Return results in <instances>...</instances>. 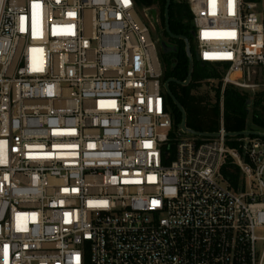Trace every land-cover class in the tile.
<instances>
[{
  "label": "built area",
  "instance_id": "built-area-1",
  "mask_svg": "<svg viewBox=\"0 0 264 264\" xmlns=\"http://www.w3.org/2000/svg\"><path fill=\"white\" fill-rule=\"evenodd\" d=\"M186 1L200 62L264 92V0ZM159 27L135 0H0V264H264V139L222 107L170 160Z\"/></svg>",
  "mask_w": 264,
  "mask_h": 264
},
{
  "label": "trees",
  "instance_id": "trees-1",
  "mask_svg": "<svg viewBox=\"0 0 264 264\" xmlns=\"http://www.w3.org/2000/svg\"><path fill=\"white\" fill-rule=\"evenodd\" d=\"M167 0H135L136 6L140 12L144 10H154L159 16L160 27L158 32L169 37L165 31V6ZM170 30L174 35L185 36L189 39L190 46L192 44L191 32L194 27L192 25V14L187 1L175 3L172 0L170 7ZM170 38V37H169ZM171 39V38H170ZM173 41V39H171ZM177 44V52L173 55L162 54L163 66V82L169 79H176L185 82L189 71V58L186 52V44L184 41L175 40ZM191 52L194 58L192 46ZM222 67L223 71L225 67ZM223 73L216 72L208 63L200 62L199 65L194 58V72L192 81L188 86H182L176 83L170 84L173 95L183 106L187 114L188 128L198 131L214 133L218 131L220 126V104H210L206 95L195 94L194 91L200 87L204 80L221 79ZM221 86V84H220ZM217 90V99L220 98V89ZM169 111L173 117V130L170 133L171 141L168 144V151L175 157L176 152V133L182 122V114L170 97H167ZM264 92L250 96L247 92L241 91L234 87H227L224 93V119L225 127L229 133L242 131H256L264 133ZM255 137V136H254ZM232 147L236 143H230ZM169 160L165 159V164ZM222 174L227 182L235 190L243 188V177L240 169L228 160L222 168Z\"/></svg>",
  "mask_w": 264,
  "mask_h": 264
},
{
  "label": "water",
  "instance_id": "water-1",
  "mask_svg": "<svg viewBox=\"0 0 264 264\" xmlns=\"http://www.w3.org/2000/svg\"><path fill=\"white\" fill-rule=\"evenodd\" d=\"M172 4V0H167L166 2V6H165V31L167 33V35L173 39V40H180V41H184L186 44V52L189 58V71H188V77L187 80L185 82H180L176 79H169L165 84H164V88L166 91V94L168 97H170L172 99V101L174 102V104L177 106V108L180 110L181 114H182V122L179 126V128L184 132V133H188L191 135H196V136H202V137H214L216 136L215 133H207V132H198V131H194L190 128H188L187 126V114L183 108V106L180 104V102L177 100V98L173 95L171 89H170V84L172 83H176L182 86H188L191 81H192V76H193V72H194V58L191 52V46H190V42L189 39L185 36H177L174 35L171 30H170V7ZM153 21H155V15L153 14L152 16ZM194 31L191 32V35L194 36ZM160 49L164 54H174L177 52V47L172 46L170 44H168L166 41L161 40L160 41ZM198 61H200L199 59V55L198 52L196 53V57H195ZM260 137L264 139V133H260V132H256V131H242V132H232V133H228V137L231 138H238V137Z\"/></svg>",
  "mask_w": 264,
  "mask_h": 264
},
{
  "label": "rangeland",
  "instance_id": "rangeland-1",
  "mask_svg": "<svg viewBox=\"0 0 264 264\" xmlns=\"http://www.w3.org/2000/svg\"><path fill=\"white\" fill-rule=\"evenodd\" d=\"M182 1H185V0H174L175 3H179V2H182ZM156 33V32H155ZM156 35L160 38V39H167V37L162 34V33H159L158 34L156 33ZM191 38H192V50H193V54H194V58L196 57V53H197V44L195 42V37L191 35ZM169 39V38H168ZM173 42H175V40H173ZM159 54H160V58L162 60V54L163 52L161 51V49L159 48ZM195 61L198 63H200V61H198L196 58H195ZM210 66H212L214 68V70L216 72H220V73H223V68L219 66H224L223 64H209ZM220 82V79H209V80H204L200 87H198L194 93L195 94H199V95H206L207 98H208V102L210 104H216L217 101L218 103L220 104V108L222 110V107H224V93H225V89L227 88H224L223 85L221 84ZM219 87H221L220 89V98L217 99V90L219 89ZM249 94V93H248ZM250 96H252V98L254 97V94H249ZM164 96L166 97V95L164 94ZM168 97V96H167ZM166 97V98H167ZM264 107V105H263ZM264 109V108H263ZM263 115H264V110H263ZM186 136V135H185ZM176 141V140H175ZM257 235L259 237H264V231H258L257 232Z\"/></svg>",
  "mask_w": 264,
  "mask_h": 264
},
{
  "label": "flooded vegetation",
  "instance_id": "flooded-vegetation-1",
  "mask_svg": "<svg viewBox=\"0 0 264 264\" xmlns=\"http://www.w3.org/2000/svg\"><path fill=\"white\" fill-rule=\"evenodd\" d=\"M167 37V36H166ZM169 37H167V39H161V40H164L166 41L168 44L172 45V46H175L177 47V44L175 42H173L170 38L168 39ZM169 55H173V54H169Z\"/></svg>",
  "mask_w": 264,
  "mask_h": 264
}]
</instances>
